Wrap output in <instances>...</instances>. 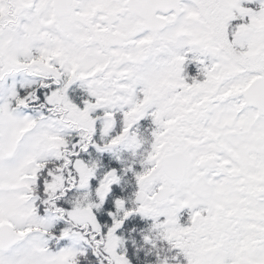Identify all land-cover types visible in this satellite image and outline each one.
I'll return each instance as SVG.
<instances>
[{
	"label": "snow or ice",
	"instance_id": "obj_1",
	"mask_svg": "<svg viewBox=\"0 0 264 264\" xmlns=\"http://www.w3.org/2000/svg\"><path fill=\"white\" fill-rule=\"evenodd\" d=\"M0 264H264V0H0Z\"/></svg>",
	"mask_w": 264,
	"mask_h": 264
}]
</instances>
